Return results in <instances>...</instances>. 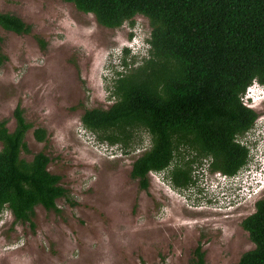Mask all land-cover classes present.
I'll return each mask as SVG.
<instances>
[{"label":"rangeland","instance_id":"1","mask_svg":"<svg viewBox=\"0 0 264 264\" xmlns=\"http://www.w3.org/2000/svg\"><path fill=\"white\" fill-rule=\"evenodd\" d=\"M0 13L31 27L29 35L0 28V121L11 132L13 111L22 110L30 127L20 158L47 156V172L67 195L56 201L59 212L37 206L32 225L3 210L0 264H189L196 249L204 264H237L253 249L242 221L264 199V88L253 82L242 96L258 117L241 138L249 160L237 174L195 164L192 186L178 189L171 166L148 173L143 190L130 171L149 147L147 133L136 131L123 150L97 140L80 117L84 109L108 108L116 73L140 65L147 19L107 29L61 0H0ZM35 129L45 131L44 141Z\"/></svg>","mask_w":264,"mask_h":264},{"label":"trees","instance_id":"2","mask_svg":"<svg viewBox=\"0 0 264 264\" xmlns=\"http://www.w3.org/2000/svg\"><path fill=\"white\" fill-rule=\"evenodd\" d=\"M91 14L107 29L132 24L135 16L150 28L146 57L125 73H116L106 109H84L80 123L97 140L123 150L136 131L144 130L149 147L131 165L130 178L143 190L148 173L172 166L173 187L192 186L193 166L231 177L249 160L241 143L254 127L257 113L242 96L253 82L264 86V0H61ZM0 28L29 35L31 27L18 17L0 13ZM0 68L6 61L1 52ZM126 52V51H125ZM125 65L122 63L121 65ZM10 132L0 121V214L7 209L15 223L28 222L37 206L59 212L66 198L60 178L47 172L49 159L37 153L29 162L24 136L30 125L20 108L13 111ZM44 141L45 131L35 129ZM253 249L237 264H264V199L242 221ZM189 264H204L196 249Z\"/></svg>","mask_w":264,"mask_h":264},{"label":"clouds","instance_id":"3","mask_svg":"<svg viewBox=\"0 0 264 264\" xmlns=\"http://www.w3.org/2000/svg\"><path fill=\"white\" fill-rule=\"evenodd\" d=\"M146 43H147V42H146ZM148 49H149V45H148V44L146 45V47L141 46V50H140V55L142 54V57H141V58L146 57V55H147V53H148ZM121 65H122V64H121ZM258 88H264V86L258 84ZM247 89H248V88H247ZM243 96H244V95H243ZM246 147H247V146H246ZM246 185H248V184H246ZM246 188H248V186H246Z\"/></svg>","mask_w":264,"mask_h":264}]
</instances>
